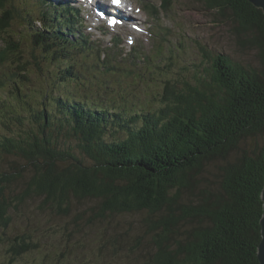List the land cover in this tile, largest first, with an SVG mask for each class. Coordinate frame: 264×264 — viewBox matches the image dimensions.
I'll list each match as a JSON object with an SVG mask.
<instances>
[{"label":"trees","instance_id":"trees-1","mask_svg":"<svg viewBox=\"0 0 264 264\" xmlns=\"http://www.w3.org/2000/svg\"><path fill=\"white\" fill-rule=\"evenodd\" d=\"M197 1L228 27L239 47L255 52V65L224 54L210 55L201 46L203 61L182 69L192 75L186 83L169 88L171 82L164 80L162 106L121 114L65 93L51 99L52 107L22 103L36 94L34 88H42L29 78L37 79L40 71L35 72L39 67L32 69L23 54V39H17L13 28L17 15L8 14V1L0 0V37L5 42L0 48V92L6 93L0 112L8 113L15 120L8 125L16 126L15 132L0 133V163L4 156L14 157L12 162L18 165L10 172L0 170V230L4 228L0 243L8 242L7 251L14 257L36 246L28 234L12 243L3 238L11 211L37 198L39 210L56 216L69 215L75 201L90 200L89 226L147 211L144 221L152 249L146 264H258L264 182V13L247 0ZM164 4L163 9L170 8L173 1ZM47 14L53 16L54 27L42 23L46 32L31 36L33 50L40 47L43 57L51 54L63 62L61 73L74 83L80 77L67 54L78 42L80 53L89 43L74 30L71 16L66 25H57L54 12L45 8L41 21ZM130 59L133 54L122 60ZM157 59L162 70L171 73L169 63ZM55 131L76 138L80 156L59 149L56 142H62L52 136ZM22 177L26 179L22 189L10 196L9 185ZM85 214L76 221L84 220ZM139 245L143 242L137 236L134 246Z\"/></svg>","mask_w":264,"mask_h":264},{"label":"rangeland","instance_id":"rangeland-1","mask_svg":"<svg viewBox=\"0 0 264 264\" xmlns=\"http://www.w3.org/2000/svg\"><path fill=\"white\" fill-rule=\"evenodd\" d=\"M7 1L8 14L15 12L17 15L13 28L17 39H23V54L24 56L26 54L28 60L31 59L26 61L32 69L39 67L35 72L40 71L37 79L35 75L29 78L36 86L42 88H34L33 93L36 94H30L29 98L22 99V103L29 106L46 104L52 107L51 99L65 93L77 100H85L88 104L109 111H119L121 114L124 110L130 114L140 110H157V107L162 106L160 98L164 80L172 83L169 84V88H174L173 84L180 86V82L183 81L186 83L192 75H189L188 70L182 69L203 61L202 53L199 51L201 46L206 47L210 55L224 54L244 65H255V52L247 47V49L239 47L228 27L216 22L212 14L205 12L198 5L197 0H172L170 8L165 9L163 6L166 0H131L134 9L139 10L138 13H133L134 24L137 25L135 21L140 22L137 26L142 28L143 32L133 34V29L131 30L130 26L128 28L126 24L114 30L106 22H98V28L94 29V25H90L86 18L80 29L83 25L86 26L82 32L85 33L90 47L80 53L77 50L80 45L78 42L76 48L67 54L74 64L72 65L74 73L80 77L78 81L72 83L71 78L65 80L67 76L60 71L65 67L63 62L52 59L51 54L46 55L50 57H43L44 53L40 47L33 50L31 42L33 30L20 16L21 12L27 15V11H31V17L27 16L26 20L28 23L34 22L33 28L39 27V14L43 7L49 11V7H46L49 6L50 0ZM52 1L53 7L59 9L68 4L64 0L62 3L59 2L61 0ZM13 4H16L15 9L12 7ZM34 5L39 9L35 10ZM155 11L158 12L153 14ZM56 12L55 10V14ZM78 12L83 14V9H79ZM87 24L90 25L89 28ZM151 25L153 31L148 28ZM144 27L149 29L150 34ZM159 35L160 41L156 39ZM130 36L131 40L135 41L132 46L128 45ZM113 38L117 41L113 45L114 50L107 56ZM4 46L5 43L0 37V48ZM116 53L122 56L115 60ZM127 54L138 56L123 61L122 58ZM157 58L169 63L167 65L172 69L171 73L162 70ZM46 85L49 86V90ZM38 90L43 93L38 95ZM5 95V91L0 92V100H4ZM83 107L85 108V105ZM0 115L3 116L0 117V133L5 134V130L15 132L16 126L8 125L14 124L15 120L12 117L8 118V113L0 112ZM53 135L58 136L62 142L61 144L54 141L59 149L64 148L72 154H79L76 138H66L58 131L53 132ZM14 160L16 158L4 156L0 170L12 171L14 166H18L14 165L12 162ZM25 180L22 177L17 183L9 185L7 191L10 196L12 192L17 193L20 190ZM186 199L187 196L183 195L182 200ZM39 204L40 200L36 198L26 201L16 211H11L12 221L3 237L12 243L20 235L28 234L36 247L17 258L7 251V246L10 245L8 242L0 243V264H146V256L152 249L151 233L147 231V222L144 221L148 217L147 211L113 216L107 221L89 226L90 224L86 223V216H89L88 211L93 207L90 200L75 201L72 204V211L67 216H56L49 211L39 210ZM82 212H86L84 220L76 221ZM150 217L153 219L157 216L154 214ZM3 231L4 228L0 230V236ZM137 236L142 239L143 245L136 249L134 244Z\"/></svg>","mask_w":264,"mask_h":264},{"label":"bare ground","instance_id":"bare-ground-1","mask_svg":"<svg viewBox=\"0 0 264 264\" xmlns=\"http://www.w3.org/2000/svg\"><path fill=\"white\" fill-rule=\"evenodd\" d=\"M15 1V0H14ZM49 1V0H48ZM47 1V2H48ZM53 1L52 0H50L49 1V11H52L53 12V6H54V2L52 3ZM59 2H63L62 0L61 1H59ZM67 5L66 6H62L61 7V9H57V12H56V24L57 25H66L68 22H69V18H67L68 16H67V12H66V10H64L68 5H69V1H67ZM13 6H15L16 7V4L14 5L13 4ZM34 8H35V10H38L39 9V7H37V6H35L34 5ZM44 8L45 7H43V10H44ZM23 10V9H22ZM43 12V11H42ZM42 12H41V14H42ZM27 15H25V14H23V12H21L20 13V16H21V18H22V20H24V21H26V23L28 24V26H29V28L31 29V30H33V33L34 34H37L38 32L39 33H43V32H46V30H45V28H43V26H42V23L44 24V25H46L45 23H46V21L45 20H43V22L41 21V23L39 22L40 20H41V14H39V16H40V19L38 20V22H39V24H40V26L39 27H35V28H33L32 26L33 25H31V23H28V21L26 20V17L27 16H29V17H31V12L30 11H27V13H26ZM37 15H38V13H37ZM25 17V18H24ZM55 17V16H54ZM55 20V19H54ZM61 21H63V22H61ZM32 23L34 24V22L32 21ZM87 26H88V28H89V24H87ZM86 26L85 25H83L82 26V28L80 29V30H78V33H80L83 37H85V33L84 32H82V31H84V28H85ZM48 33H52V32H48ZM44 35H42V37H43ZM3 43H5L4 41H3Z\"/></svg>","mask_w":264,"mask_h":264},{"label":"water","instance_id":"water-1","mask_svg":"<svg viewBox=\"0 0 264 264\" xmlns=\"http://www.w3.org/2000/svg\"><path fill=\"white\" fill-rule=\"evenodd\" d=\"M253 7L260 9L264 13V0H247ZM260 199L262 202V213L259 220L260 227V241L257 246L256 258L258 264H264V182L263 188L260 194Z\"/></svg>","mask_w":264,"mask_h":264},{"label":"snow or ice","instance_id":"snow-or-ice-1","mask_svg":"<svg viewBox=\"0 0 264 264\" xmlns=\"http://www.w3.org/2000/svg\"><path fill=\"white\" fill-rule=\"evenodd\" d=\"M113 3H119V0H112ZM114 21H110V23H113Z\"/></svg>","mask_w":264,"mask_h":264}]
</instances>
